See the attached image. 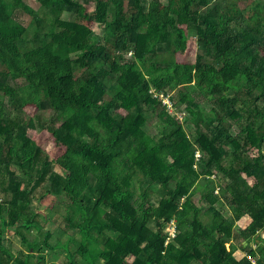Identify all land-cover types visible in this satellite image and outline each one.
Segmentation results:
<instances>
[{"label":"trees","instance_id":"trees-1","mask_svg":"<svg viewBox=\"0 0 264 264\" xmlns=\"http://www.w3.org/2000/svg\"><path fill=\"white\" fill-rule=\"evenodd\" d=\"M37 1L0 0V237L37 230L42 240L22 242L41 263L51 248L50 261L60 250L71 264H264V0ZM189 31L201 50L179 62ZM45 90L57 96L56 159L16 131ZM42 182L78 229L66 242L47 214H27ZM15 261L0 243V264Z\"/></svg>","mask_w":264,"mask_h":264},{"label":"rangeland","instance_id":"rangeland-1","mask_svg":"<svg viewBox=\"0 0 264 264\" xmlns=\"http://www.w3.org/2000/svg\"><path fill=\"white\" fill-rule=\"evenodd\" d=\"M27 4L31 5L33 8H37L39 5V2L37 0H24ZM167 0H162V2H166ZM252 0H246L245 3H248ZM244 2V1H243ZM242 2V5L244 4ZM88 8L90 10L94 9V3H90L88 5ZM15 17L23 22V23H27L28 20H30V17L28 14L25 13L24 10H22L21 8H18L15 11ZM88 25H90L95 31L102 33V27L97 24L94 21H90L87 22ZM188 37H189V41H188V45L186 46V48H184L183 51L179 52L177 54V60L179 62H191L194 61L196 58V54L201 50L200 47V43L198 41V38L196 36V34L194 32L189 31L188 32ZM145 72H148V69L145 67ZM147 75H149V73H147ZM1 96V95H0ZM41 98L43 99L42 102L44 103L42 108H37L36 105L34 104H28L26 105L21 114L25 119H29V118H34V122H28L26 121V123H22L23 126L25 127H17V125L15 127L17 132H21L26 130L28 132V134L32 137V138H36L38 140V142L40 144L43 145V150L45 151V153L48 154L49 159H56L57 157H59L60 155L63 154V152L65 151V147L61 144H59L56 139L53 137L51 131L49 130V128L47 127V121L49 120L50 116L52 114L55 113L56 108L55 107V103L57 102V96H55V94L50 91V90H45L43 91V93L41 94ZM7 104L9 103V99H6ZM49 102L52 103V106H49ZM11 108V107H9ZM11 117H16V119L19 117L20 113L17 112L16 109L11 108L10 109ZM58 120V119H57ZM154 119H150V123H153ZM203 124L205 126H208L210 124V117H207L206 119L203 120ZM149 128V127H148ZM54 169H56V171L61 172L62 173V169L58 166L54 164ZM35 170H30L29 171V175H27L26 177L30 178L35 176ZM138 174L140 176H142V172L138 171ZM215 176V175H214ZM213 176V177H214ZM212 177V178H213ZM27 178V179H28ZM215 180L217 179V176L214 178ZM205 181V178L203 177L200 182L203 183ZM34 182V181H33ZM248 182L250 184H253L255 181L253 178H249ZM47 182H42V183H32L30 184L29 188H30V207L27 208V214L30 215L34 212H38L40 214H47L48 218H50L52 220V222H48V221H44L42 220V217L39 216V220L42 222V225L44 226V228H46L48 225L53 226L54 228V237H53V242L56 241V237H60V239L63 242H66V240H68V236L67 234H76L78 229L77 228H71L66 224V221L64 218H62V216L58 215L57 209L56 207V202L59 201V196H57V194H52V193H48L46 188H47ZM46 186V187H45ZM28 187V186H27ZM218 189H216V192H218ZM7 200L11 199L10 194L5 196ZM2 198V203L5 201V198L3 196H1ZM159 198V193L156 192L151 198L150 201L151 202H156ZM250 221V217L249 216H243L241 219L236 220L235 221V225L236 226H245L248 222ZM18 223L8 226L5 229V232L3 234H1L0 237V243L4 244L6 248H8L10 251H12L15 254V263H19L23 260V259H27L32 263V264H51V262L53 260H56V264H71L67 261V257L64 251H56L52 258L53 260L50 261V253L52 252L51 248H45L44 249V255L46 258V262L45 263H41L38 262V256L39 254L34 253V255L30 258L28 257V251H27V247L24 244V242H22V237L24 235H28L30 236V238H32L33 242H39L40 240H42L43 235L38 232L37 230L33 229L32 233L29 234L28 231L26 230H19L18 229ZM0 231H1V226H0ZM264 236V234H263ZM71 248H72V244H71ZM43 251V250H42ZM43 253V252H42ZM243 253L240 250H237V257H240ZM56 255V256H55ZM79 257V256H77Z\"/></svg>","mask_w":264,"mask_h":264},{"label":"built area","instance_id":"built-area-1","mask_svg":"<svg viewBox=\"0 0 264 264\" xmlns=\"http://www.w3.org/2000/svg\"><path fill=\"white\" fill-rule=\"evenodd\" d=\"M166 102L171 105V102L169 100H166ZM201 156V152L200 151H197L196 152V157L199 158ZM215 175V176H214ZM214 177L217 176V174H213ZM2 201V198H0V202ZM166 230L168 232V239H173L175 236H176V233H177V230H176V224H175V221L172 220L171 222H169L167 225H166Z\"/></svg>","mask_w":264,"mask_h":264},{"label":"crops","instance_id":"crops-1","mask_svg":"<svg viewBox=\"0 0 264 264\" xmlns=\"http://www.w3.org/2000/svg\"><path fill=\"white\" fill-rule=\"evenodd\" d=\"M211 177H213V175L211 176ZM213 178H215V177H213ZM0 198H1V196H0ZM2 203V201L0 202V204Z\"/></svg>","mask_w":264,"mask_h":264}]
</instances>
